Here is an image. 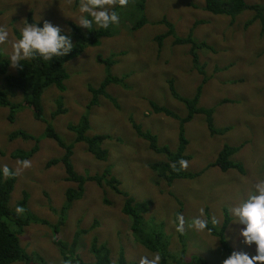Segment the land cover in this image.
<instances>
[{
  "label": "rangeland",
  "instance_id": "obj_1",
  "mask_svg": "<svg viewBox=\"0 0 264 264\" xmlns=\"http://www.w3.org/2000/svg\"><path fill=\"white\" fill-rule=\"evenodd\" d=\"M137 1L129 0L127 7L116 5L109 9L120 17L118 25H110L112 35L101 37L98 45H87L78 56L65 62L68 74L65 90L51 85L41 95L44 117L66 144L73 143L75 136L68 124L77 123L82 115L89 121L88 135L104 133L111 136L101 143L108 151L105 161L94 158L84 142L74 143L71 156L74 169L80 174H94L109 166L111 175L120 182V189L137 202L150 199L152 202L145 217L157 226L164 223L162 231L171 252L182 253L186 259L199 256L209 264H222L231 253H221L216 236L192 229L180 234L175 230V221L177 215L182 214L186 223H190L203 208L202 218H207L211 225V218L215 216L222 225L225 208L230 220L224 237L231 252L255 255V245L247 246L242 242L240 229L243 225L233 222L229 209L246 199L255 182L264 180V21L262 24L256 19L247 24L253 16L252 10L243 11L231 20L227 15L206 11L203 0H144L147 21L132 30L131 23L136 22L140 12L135 7ZM245 1L264 4V0ZM28 13L36 21L59 26L61 34L69 35L72 43L76 38L68 23L78 25L80 16L86 15L79 11V0H0V26L9 32L8 42L0 45V53L8 61L5 75L15 73V68L9 64V56L12 44L20 38L27 23ZM162 17L174 25L177 35L191 33L196 41L208 44L207 48L197 50L204 76L192 66L190 45L174 46L169 36L160 47L157 46L154 37L166 29L160 22ZM97 57L110 59L112 63L107 65ZM108 74L121 78L126 85L111 82L107 86L108 94L116 99L118 106L102 95L97 104L89 106L91 93L88 87H98ZM168 81L184 97H192L201 86L198 105L214 107L213 124L216 129L225 130L222 134H211L201 114L185 122L183 127L188 140L185 153L190 158L186 160L188 168L184 171L197 174L174 180L171 184L149 167L150 162L165 157L151 151L147 141L136 135L128 120L132 117L143 130L156 135L160 145L175 148L180 122L170 115L152 112L148 103L153 100L180 118L185 115L186 108L171 96ZM0 87L7 88L3 75H0ZM8 93L20 107L15 109L11 119L8 108L0 107V170L5 165L15 170L19 167L18 162L25 159L32 164L31 168L15 175L8 206L14 208L15 203L26 195L27 209L19 214L30 212L54 224L58 222L59 208L65 204L66 189L76 184L65 180L60 161L64 150L44 135L46 124L34 119L23 93L12 89ZM58 99L65 112L51 119L50 113L55 110ZM17 131L38 138L37 149L28 158L22 159L18 153L31 150L36 143L32 139L10 138ZM225 143L239 147L234 159L243 164V173L235 169L222 171L210 165ZM52 160L55 162L50 163ZM83 187V195L72 201L55 238L71 242L77 229L86 230L78 237L76 247L77 254L86 262L94 261L90 252L93 236L108 244L113 263L120 248L124 249L126 259L134 264L141 255L156 253L134 240L128 228L129 218L120 211L123 200L120 194L93 181L85 182ZM52 237V228L37 222L24 228L19 241L25 251L37 252L49 263L58 264L62 256ZM66 264L74 263L68 260Z\"/></svg>",
  "mask_w": 264,
  "mask_h": 264
},
{
  "label": "trees",
  "instance_id": "obj_2",
  "mask_svg": "<svg viewBox=\"0 0 264 264\" xmlns=\"http://www.w3.org/2000/svg\"><path fill=\"white\" fill-rule=\"evenodd\" d=\"M78 0H76L77 2ZM204 9L208 12L214 14L227 15L233 20L237 15L241 14L243 11L252 10L254 11L253 16L248 23L253 22L258 19L260 22L264 21L263 12L264 4L252 3L248 4L245 0H203ZM144 0H138L135 3V7L140 10L136 22H132L131 29H137L141 27L146 21L144 16ZM30 11V10H29ZM32 12V11H30ZM135 19V18H134ZM27 23H35L37 26L42 27L43 23L34 20L31 13H28L26 18ZM164 23L166 29L163 33L156 35L154 41L157 46L160 47L163 41L170 36L171 44L177 45H190L189 53L191 56L192 66L204 76V66L199 61V55L197 50L202 48H207L208 44L205 41H196L191 33L186 36H179L175 32L174 25L166 20L164 17L160 20ZM69 28L72 34L75 36L76 41L73 43V48L71 52L61 57H54L51 61H45L42 57L36 56L31 60H22L21 67L15 68L14 74H6L8 61L0 53V75H3V80L5 83L4 87H0V107H7L9 118L13 117V113L16 108L20 107V103L13 102L9 97V89L19 90L24 95V102L26 105L31 107L34 119L44 122L45 130L44 135L47 138L53 139L56 143L63 148L64 152L60 158L65 171V180L75 183V187H69L66 189V201L64 206L60 207L58 212V222L51 224L45 219H39L35 214L27 212L25 215H20L16 212L18 207L27 209L26 207V195L22 200L15 203L14 208L8 206V200L10 194L14 188L15 176L6 178L3 172L0 170V264H12V263H22V264H51L46 261L37 252H27L20 245L19 235L24 231V228L30 223H43L52 228V242L57 246L60 255L62 256V261L58 264H66L68 260L74 264H134L129 262L124 253V249L120 248L117 253V258L115 263L111 259L110 249L107 243H102L98 240L97 236H93L90 244V252L94 257V261L86 262L83 261L76 252L78 237L86 232L84 229H77L76 233L72 237L71 242L65 240H60L55 238V235L59 232V226L62 224L65 213L70 207L73 200L79 199L83 195L84 184L87 181H93L99 186H108L112 188L116 193L120 194L123 198L120 211L123 215L129 218V230L134 240L142 243L145 247L151 249L153 252H159L161 254L162 260L161 264H209L208 261L199 256H192L190 259H186L184 254L173 253L169 250V241L162 231V225L164 223L155 224L153 220H147L145 215L151 205V200L146 199L137 202V200L129 195L126 191L118 187L119 180L111 175V170L109 166L104 167V169L98 173L94 174H80L75 169L71 163V156L73 153V146L76 142H84L86 149L91 153L94 158L98 160L105 161L108 156V151L101 147L102 141L109 139L111 136L109 134H93L88 135L90 125L86 115H82L77 123H69L68 129L74 133V142L66 144L65 141L58 135L53 126L44 117L43 106L41 103V95L43 91L51 85H54L60 91L65 90L64 81L67 79V73L65 71L64 64L71 58L78 56L87 45H98L100 43L101 37L112 35L110 26L107 29L99 28L98 26L92 27L87 31L83 30L80 26L73 22H69ZM246 24V25H247ZM97 60L111 65L112 61L110 59H102L97 57ZM205 77L203 78V82ZM111 82H116L120 85L126 86L123 80L115 75H106L105 78L100 82L99 86L94 88L89 86L88 90L91 93V99L88 105L92 106L97 104L99 96L109 100L114 106H118L116 99L108 94L107 86ZM168 87L170 94L173 98L181 101L185 108V115L180 118L171 112L165 106L159 105L153 100H149V106L151 111L154 113H163L170 115L180 122L179 132H178V142L175 148H170L167 145H160L158 143L156 135L152 134L148 130H143L142 126L135 122L132 117H129V123L131 127L136 132V135L142 137L148 143V148L156 154L163 155L165 159L154 161L149 163V167L156 172L157 176L163 179L166 183L171 184L177 179H187L194 177L197 173H188L184 170L173 171L170 168V164L176 163L177 168H179V160H188L190 157L185 153L188 140L185 136V131L183 124L189 122L194 115L201 114L204 116L205 124L208 131L211 134H222L225 130L216 129L213 124V112L214 107H203L199 106V98L201 95V86L196 88V92L192 97L181 96L174 88L173 83L168 81ZM65 112L62 107V101L58 99L56 101V108L50 113V118H54L60 113ZM21 137L25 140L32 139L35 141L36 145L29 151H22L18 153V156L22 159L28 158L37 149L38 138L32 134L26 132L17 131L11 134L10 138ZM239 150V147L225 143L219 150L215 160L210 164L211 166H216L222 171H227L229 169H235L240 173L244 172L243 164L234 159L235 153ZM17 156V155H16ZM55 162L52 160L50 163ZM106 201L107 199L104 198ZM50 209L55 212L56 209L50 207ZM224 220L220 228H215L212 225H208L211 229V234L218 238L220 243L221 253L225 252L227 254L231 253V246L225 240L224 231L228 223L229 214L224 208Z\"/></svg>",
  "mask_w": 264,
  "mask_h": 264
},
{
  "label": "clouds",
  "instance_id": "obj_3",
  "mask_svg": "<svg viewBox=\"0 0 264 264\" xmlns=\"http://www.w3.org/2000/svg\"><path fill=\"white\" fill-rule=\"evenodd\" d=\"M129 0H79V11L82 14L78 25L85 29H92L93 24L99 28L107 29L110 25H118L120 17L116 11H110L116 5L127 7ZM90 17V18H89ZM9 32L4 26H0V45L8 42ZM73 48L69 35L61 34V28L44 21L39 27L35 23H26L21 30L20 38L12 44V53L9 56V64L13 68L21 67L22 60L34 59L37 55L45 61H51L54 57H61ZM19 167L10 170L8 166L3 167V175L10 178L20 175L24 169L31 168L30 160L19 161ZM179 168L174 162L170 164L173 171L187 170L188 162L179 160ZM253 190L249 192L246 199L229 209L233 222L243 225L240 229L242 242L247 246L255 245V255H249L242 251H232L222 264H264V180L255 182ZM16 212L23 213L24 209L18 207ZM199 216L192 218L186 223L185 217L178 214L175 221V230L184 234L186 229H192L197 233L211 232L208 227L209 220L204 217V209L199 210ZM213 227L221 226L220 220L213 216L211 218ZM216 242V241H215ZM215 246V245H214ZM213 246V247H214ZM159 252L144 254L139 257L137 264H161Z\"/></svg>",
  "mask_w": 264,
  "mask_h": 264
}]
</instances>
